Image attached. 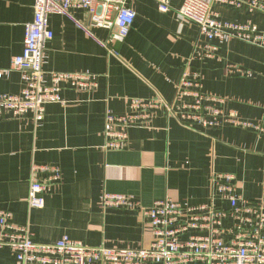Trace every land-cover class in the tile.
Listing matches in <instances>:
<instances>
[{
	"label": "crops",
	"instance_id": "obj_1",
	"mask_svg": "<svg viewBox=\"0 0 264 264\" xmlns=\"http://www.w3.org/2000/svg\"><path fill=\"white\" fill-rule=\"evenodd\" d=\"M183 2L171 0L172 9L164 12L157 0H130L136 18L127 37L113 44L117 53L99 42L112 30L89 25L84 8L74 7L72 14L94 37L70 17L50 15L54 36L45 49L46 78L51 71L93 73L98 85L63 84L60 100L46 103L39 121L33 113L0 118V209L28 226L35 241L51 243L68 235L89 246H147L150 226L137 212L104 210L105 192L134 195L144 206L172 198L186 207L211 201L214 173H233L242 199L264 201V135L230 124L189 127L177 114L179 105L193 101L179 95L182 78L192 69L201 75L202 92L223 100L217 107L264 124V48L225 35L211 41L215 57H197L195 49L208 39L199 24L178 16ZM34 3L0 0V68L7 69L0 93L18 94L26 86L21 72L8 68L12 57L23 53ZM213 10L223 21L252 19L264 29L263 13L218 3ZM229 65L250 74H230ZM154 97L174 111H152L145 124L129 129L125 148L105 147L107 113L127 114L133 98ZM36 163L59 166L61 178L47 192L44 207L32 209L28 197ZM0 264H15L10 249H0Z\"/></svg>",
	"mask_w": 264,
	"mask_h": 264
},
{
	"label": "built area",
	"instance_id": "obj_2",
	"mask_svg": "<svg viewBox=\"0 0 264 264\" xmlns=\"http://www.w3.org/2000/svg\"><path fill=\"white\" fill-rule=\"evenodd\" d=\"M157 2L161 11L172 9L171 0ZM216 3L264 13V0H184L177 9L178 16L199 24L208 39L206 44L195 49L197 57H215L217 46L211 41L225 35L264 48V30L252 19L246 22L221 20L213 10ZM74 7L88 11L89 25L112 30L107 41L99 42L113 52V44L127 37L136 18L130 0H35L34 18L25 25L23 53L12 57L8 68L20 71L26 86L18 94L0 93V118L33 113L39 121L44 117L45 104L60 100L63 84L69 83L77 89L98 85L97 74L51 71L47 79L43 69L45 49L54 36L49 27L51 14L70 17L93 36L89 25L73 16ZM227 70L230 74L236 71L250 74L235 65H229ZM6 71L0 68V78ZM200 78V73L192 69L182 78L179 95L193 97L191 103L178 106L177 114L183 125L217 127L230 124L253 128L264 135L263 123L244 120L235 110L217 107L223 100L202 92ZM131 102V112L127 114L107 113L105 147L125 148L129 129L145 124L152 111L161 108L174 111L161 97L133 98ZM60 178L59 166L33 164L28 197L30 208L44 207L47 192ZM210 200L184 207L179 201L166 198L144 206L134 195L105 192L104 210L137 212L143 224L150 226L151 241L139 248L89 246L68 235L51 243L37 242L28 226L14 222L11 211L0 209V249H10L15 255V264H264V201L253 203L242 199L233 173L213 174Z\"/></svg>",
	"mask_w": 264,
	"mask_h": 264
},
{
	"label": "trees",
	"instance_id": "obj_3",
	"mask_svg": "<svg viewBox=\"0 0 264 264\" xmlns=\"http://www.w3.org/2000/svg\"><path fill=\"white\" fill-rule=\"evenodd\" d=\"M237 10V9H236ZM255 13H261V12H255ZM264 14V13H263ZM261 30H264V29H261Z\"/></svg>",
	"mask_w": 264,
	"mask_h": 264
}]
</instances>
